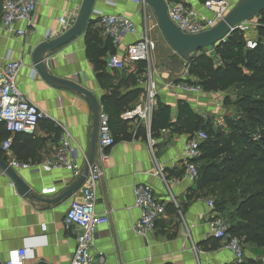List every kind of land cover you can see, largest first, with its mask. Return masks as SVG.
<instances>
[{
	"label": "crops",
	"instance_id": "obj_1",
	"mask_svg": "<svg viewBox=\"0 0 264 264\" xmlns=\"http://www.w3.org/2000/svg\"><path fill=\"white\" fill-rule=\"evenodd\" d=\"M231 1L233 6L238 2ZM202 2L187 0L186 3L188 7L202 11ZM81 3L82 0H37L32 24L26 27V35L21 39L5 33L0 27V69L7 53L11 60L22 61L23 67L16 78L18 90L46 115L33 136L9 134L0 124V146L6 140L11 142L9 159L1 152V160L7 164L13 160L35 166L52 159L62 132L56 125L60 123L76 149L75 167L80 172L74 177L64 169L43 172L31 167L26 171H15L31 195L37 198L33 200L21 198L0 171V264L12 259L22 248L28 250L26 264H70L74 254L76 234L73 229L65 228L64 217L70 203L79 198L83 185L70 197L56 200L83 172L89 150L92 110L82 95L47 85L35 72L31 54L38 45L47 42L49 34L60 36L64 26L58 23L59 18H73L71 20L76 22ZM99 13L127 17L137 28L135 35L120 44L111 42L112 47L104 58L105 71L111 76L110 86L118 94L143 89V94L132 105L133 109L148 98L151 86L155 104L170 108L172 123L176 121L179 102L187 104L202 118H208L210 112L220 109L221 104L213 92L192 96L166 87L169 83H186L187 71L171 73L166 65L162 69L163 61L157 59L155 52L158 28L152 11L147 8L145 21L142 10L127 0H95L86 32L48 55L49 74L79 84L91 92L99 101L101 112L107 115L101 105L106 92L101 89L85 52L87 33L107 39L102 35ZM145 25L155 39L156 48L153 50L155 55H152L153 51L150 53L149 63H143L141 73L138 72L140 63L127 67L124 77L117 74L120 72L108 70L106 60L113 56L122 58L126 48L142 36ZM146 73L147 80L144 78ZM130 77L136 84L130 82L122 87ZM108 128L116 144L109 149L107 162L100 165L101 180L95 207L96 214L105 216L108 224L97 232L93 255L102 254L103 264H234L230 254L209 234L207 202L215 200L216 196L208 189L198 190L184 177L183 151L187 135L164 130L151 137L143 123L124 121L121 117L109 118ZM138 129L140 133H137ZM141 129L145 130V137ZM126 135L131 139L125 140ZM157 171H161L167 185L155 175ZM144 184L150 186L154 197L165 205V215L146 238L134 232L139 213L133 208V189ZM41 225H45V232L41 231Z\"/></svg>",
	"mask_w": 264,
	"mask_h": 264
},
{
	"label": "built area",
	"instance_id": "obj_2",
	"mask_svg": "<svg viewBox=\"0 0 264 264\" xmlns=\"http://www.w3.org/2000/svg\"><path fill=\"white\" fill-rule=\"evenodd\" d=\"M127 2L141 9L146 21L148 7L143 0H127ZM165 2L170 21L185 35H198L213 29L233 7L231 0H204L202 11L188 7L187 0H165ZM36 8L37 0H2L0 27L5 33L16 39L23 38L26 35V27L32 24ZM98 17L102 35L110 39L113 45H118L122 40L137 33L135 24L127 17L108 16L102 13H99ZM71 19H58V23L64 26L63 30L59 32L60 36L74 25L75 22ZM259 22L255 24L249 21L243 22L234 29V32L243 35L247 49L251 50L256 46V30L260 25ZM149 32L145 25L142 36L126 48L122 58L113 56L106 60V68L122 72L135 64L149 63L150 53L156 47L155 39L150 36ZM56 38L55 35L49 34L47 41ZM22 67V61H13L10 54H6L4 65L0 69V124L9 134L18 133L33 136L38 124L46 118V115L31 104L18 90L16 78ZM33 73L36 76V73ZM166 87L192 96L203 94L199 87L190 86L187 83H169ZM154 99L155 95L152 93L151 86L148 98L132 111L123 114L121 118L124 121L138 120L149 130L152 112L156 105ZM108 123V116L100 112L97 163L89 167L88 176L79 192V198L70 203L64 217L65 228L73 229L76 234L75 249L70 264H103L104 261L103 255H93L92 249L99 228L108 224L107 218L96 214L95 211L96 191L101 180L100 165L107 162L108 151L116 144L114 137L109 132ZM56 125L62 132L52 159L35 166L11 160L8 161V166L14 171H26L31 167L43 172L64 169L77 177L80 172L75 167L76 149L71 145L70 136L62 124L56 123ZM206 140V133L200 131L184 146V177L191 184H194L198 178V168L193 162L200 157L201 144ZM10 149V140L4 141L0 146V151L7 160ZM155 175L167 185L161 171H157ZM133 208L139 213L134 232L142 238L151 234L157 221L165 215V205L154 197L152 188L145 184L134 187ZM207 208L210 213L207 226L211 238L218 241L222 248L230 254L234 264H242L245 259L244 244L240 239L228 233L229 225L220 214L215 213L213 201L207 202ZM40 229L45 232V225H41ZM27 252L28 250L25 248L17 250L12 259L2 264H26Z\"/></svg>",
	"mask_w": 264,
	"mask_h": 264
},
{
	"label": "trees",
	"instance_id": "obj_3",
	"mask_svg": "<svg viewBox=\"0 0 264 264\" xmlns=\"http://www.w3.org/2000/svg\"><path fill=\"white\" fill-rule=\"evenodd\" d=\"M1 6L2 0L0 13ZM259 24L253 49L246 48L242 34L233 32L214 47V59L198 56L189 64L196 65L190 71H197L201 79L198 83H186L199 87L204 93L226 92L233 88L244 90L235 104L241 116L237 121L225 118L226 132L214 130V121L202 118L187 104L179 102L174 123L170 120V108L156 105L149 133L155 137L160 131L169 130L174 134L187 135L188 140L200 131L206 133L207 140L201 144L200 157L193 162L198 168L194 185L198 190L208 189L215 196L219 194L218 185H221V199L214 201V209L215 213L229 220L228 233L240 239L244 246L264 251V18ZM111 47L108 38L103 40L98 34L87 33L86 56L101 89L106 92L101 105L110 120H116L133 110L132 105L143 94V89L137 88L121 95L110 86L111 76L105 71L104 58ZM140 65L138 72L141 73L144 66L143 63ZM141 130L145 137V130ZM124 139L131 138L126 135ZM1 155L0 151V159ZM237 194L240 201L236 204ZM247 261L242 264H256L255 260Z\"/></svg>",
	"mask_w": 264,
	"mask_h": 264
},
{
	"label": "water",
	"instance_id": "obj_4",
	"mask_svg": "<svg viewBox=\"0 0 264 264\" xmlns=\"http://www.w3.org/2000/svg\"><path fill=\"white\" fill-rule=\"evenodd\" d=\"M143 2L152 11L158 28V33L155 36L158 42L155 52H162V61L171 73L181 72L184 66L192 62L195 55L200 51L219 46L234 32L237 25L264 13V0H238L227 16L213 29L198 35H185L170 21L165 0H143ZM94 3L95 0H82L77 20L72 28L54 40L41 43L31 54V63L35 72L47 85L82 95L92 110L89 150L83 172L78 180L56 201L70 197L75 193L84 184L88 176L89 167L97 163V141L101 108L95 96L81 85L58 79L49 74L46 59L48 55L65 47L86 32L91 22L90 17L93 13ZM0 171L11 181L15 191L21 198L37 200L31 195L30 189L18 174L1 159Z\"/></svg>",
	"mask_w": 264,
	"mask_h": 264
},
{
	"label": "rangeland",
	"instance_id": "obj_5",
	"mask_svg": "<svg viewBox=\"0 0 264 264\" xmlns=\"http://www.w3.org/2000/svg\"><path fill=\"white\" fill-rule=\"evenodd\" d=\"M262 18H264V16H258L256 18L249 20V22L252 24H255V23L259 22ZM157 54H158L157 59L160 58V60H162L163 59L162 52L159 51V53H157ZM152 55H155L154 51H153ZM198 56H206L208 58L214 59V47L211 49H205V50L200 51L197 55H195V58ZM151 58H152V56H151ZM189 64L190 63L186 64L183 68V70L187 71V81L192 82V83H198V81H200V79H201L199 73L197 71H194V70L190 71V69L195 68L196 65L194 63H192L190 66ZM146 67H147V65H146ZM161 67H162V69L166 68L165 64H163V63L161 64ZM156 68H157V66H155V69ZM147 70L148 69H146V72H147ZM117 74H120L121 77H124V75L127 73L120 72ZM144 78L147 80V73H146V75H144ZM138 81H139V79H138ZM130 82H133L134 85L136 84V81L134 82V78L130 77L129 80L122 87H126ZM137 84H138V82H137ZM243 91L244 90H242L240 88H233L227 92H219V91L213 92V95L215 96L214 98L216 99V101H218L219 104H221L220 109H218V111L210 112L209 117L207 118L208 121H214L213 122L214 123V125H213L214 130L220 129V130L226 132L224 126L222 125L224 123L225 118H229V119H232L234 121H237V118L241 116L240 115L241 112L235 106V104H236L237 98L243 94ZM233 178L230 179V182L233 180ZM221 189H222V187H220L218 189L219 194L218 193L216 194L217 199H215V200H217V201H219L221 199V197L219 196ZM235 198H236L235 201L237 204L240 201V196L237 194L235 196ZM212 200H213V202L215 201L214 199H212ZM230 209L232 210L233 206ZM224 219L228 223L229 220L225 217H224ZM247 259L255 260L256 264H264V251L259 249V248H252V247L245 245L244 262H248Z\"/></svg>",
	"mask_w": 264,
	"mask_h": 264
}]
</instances>
